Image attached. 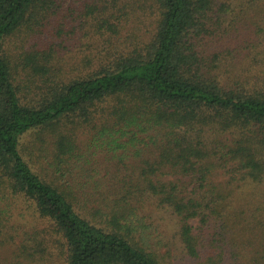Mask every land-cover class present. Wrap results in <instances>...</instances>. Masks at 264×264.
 Listing matches in <instances>:
<instances>
[{
    "label": "trees",
    "instance_id": "16d2710c",
    "mask_svg": "<svg viewBox=\"0 0 264 264\" xmlns=\"http://www.w3.org/2000/svg\"><path fill=\"white\" fill-rule=\"evenodd\" d=\"M156 214L264 264V0H0V264H183Z\"/></svg>",
    "mask_w": 264,
    "mask_h": 264
},
{
    "label": "rangeland",
    "instance_id": "374dc122",
    "mask_svg": "<svg viewBox=\"0 0 264 264\" xmlns=\"http://www.w3.org/2000/svg\"><path fill=\"white\" fill-rule=\"evenodd\" d=\"M108 155V154H107ZM106 155V156H107ZM111 159H105V156L102 154V159L101 157H96L95 159H91L90 164L93 163H99L101 165L100 169H104V166L107 164L109 166L111 165ZM88 164V166L90 165ZM91 167V166H89ZM105 174V172H103V175ZM155 221L151 222V225H153L152 231H153V239L156 241H162V245L159 243V247L158 249L160 250L161 253H167L170 255L171 258H173V262L176 261V259H179V262H182L183 264H195V262L189 258L183 260V251L178 248V245H172L175 241L174 238V229H171L173 226H171L166 219V217H162L161 214H156L154 216ZM196 225V223H195ZM166 244V245H165ZM172 245V246H170ZM166 246V247H165ZM257 248L258 250L261 251V254L264 255V247L260 246L257 244ZM54 254L56 255L55 258V264H64L63 259L61 258V256L59 255V251L58 250H53ZM244 262L248 263L249 260L246 259L244 260Z\"/></svg>",
    "mask_w": 264,
    "mask_h": 264
}]
</instances>
